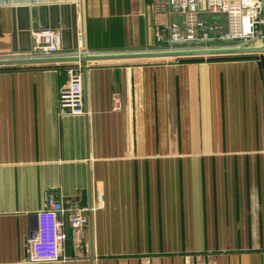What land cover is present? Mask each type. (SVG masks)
Instances as JSON below:
<instances>
[{
    "label": "crops",
    "instance_id": "obj_1",
    "mask_svg": "<svg viewBox=\"0 0 264 264\" xmlns=\"http://www.w3.org/2000/svg\"><path fill=\"white\" fill-rule=\"evenodd\" d=\"M63 4L89 52L151 49L168 21L153 0H0V58L25 53L17 8ZM216 57L87 64L83 116L59 112L70 64L0 67V264H264V67ZM48 191L97 209L82 254L67 214L69 259L32 263Z\"/></svg>",
    "mask_w": 264,
    "mask_h": 264
},
{
    "label": "built area",
    "instance_id": "obj_2",
    "mask_svg": "<svg viewBox=\"0 0 264 264\" xmlns=\"http://www.w3.org/2000/svg\"><path fill=\"white\" fill-rule=\"evenodd\" d=\"M154 11L166 15L168 21L154 27L157 51H175L189 48L209 49L219 47L255 46L264 39L262 0H153ZM217 16L224 21L207 22L204 17ZM181 17V25L175 20ZM79 19V17H78ZM80 20V19H79ZM78 27L79 48L83 41ZM194 45V46H192ZM259 45V44H258ZM78 51H65L60 31L56 29L31 30V49L10 58H53L72 56ZM82 63L67 67L68 81L59 91L58 104L61 114L83 116L84 69ZM97 206L84 205L77 198L64 200L54 191L44 195V207L36 213V228L28 243L32 263L66 262L68 235L63 219L68 214L72 247L84 251L85 230Z\"/></svg>",
    "mask_w": 264,
    "mask_h": 264
},
{
    "label": "water",
    "instance_id": "obj_3",
    "mask_svg": "<svg viewBox=\"0 0 264 264\" xmlns=\"http://www.w3.org/2000/svg\"><path fill=\"white\" fill-rule=\"evenodd\" d=\"M263 1V30H264V0ZM16 22L14 25L15 38L23 43L17 51L28 52L31 49V30L56 29L62 34L63 49L65 51H78L72 56H60L53 58H0V67L5 66H33L48 63H99L106 61H127V60H154V59H179L212 56H264V39L259 45L247 47H219L209 49L189 48L187 44L180 47L185 49L175 51H157L155 49L126 50L120 52H89L81 44L79 48L78 20L82 21V11L78 12L76 4H63L51 6H32L17 8ZM79 17V19H78ZM207 22L221 21L217 16L204 17ZM175 22L179 25L182 18L178 17ZM69 35L72 38L69 42ZM194 46V45H192Z\"/></svg>",
    "mask_w": 264,
    "mask_h": 264
},
{
    "label": "trees",
    "instance_id": "obj_4",
    "mask_svg": "<svg viewBox=\"0 0 264 264\" xmlns=\"http://www.w3.org/2000/svg\"><path fill=\"white\" fill-rule=\"evenodd\" d=\"M253 57H256V58H260L261 61H262V65L264 67V56H257V55H246V56H226V57H216L215 59H219V58H225V59H245V58H253ZM199 59H202V58H189V59H183V60H199ZM207 59H213V58H207Z\"/></svg>",
    "mask_w": 264,
    "mask_h": 264
},
{
    "label": "rangeland",
    "instance_id": "obj_5",
    "mask_svg": "<svg viewBox=\"0 0 264 264\" xmlns=\"http://www.w3.org/2000/svg\"><path fill=\"white\" fill-rule=\"evenodd\" d=\"M260 43H261V42H260ZM260 43H258V44H260ZM258 44H257V45H258Z\"/></svg>",
    "mask_w": 264,
    "mask_h": 264
}]
</instances>
